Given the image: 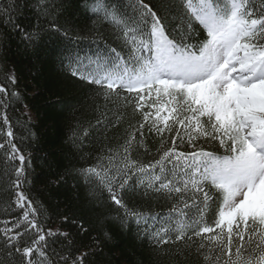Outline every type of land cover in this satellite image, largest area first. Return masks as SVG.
<instances>
[{"label":"snow or ice","instance_id":"6c2138e0","mask_svg":"<svg viewBox=\"0 0 264 264\" xmlns=\"http://www.w3.org/2000/svg\"><path fill=\"white\" fill-rule=\"evenodd\" d=\"M16 7L0 8V24L26 50L53 42L61 68L104 102L94 126L78 120L68 136L80 153L95 130L101 146L56 182L70 175L90 204L115 209L119 228L135 224L153 252L182 256L178 264H264V0H85L114 41L93 28L103 46L87 50L76 44L87 37L61 23L63 2L38 0L47 29L25 28ZM16 83L12 73L0 84V151L5 165L17 162L0 186L9 213L0 264H96L111 232L80 245L65 226L88 236L85 222L63 215L53 228L25 190L31 160L8 116Z\"/></svg>","mask_w":264,"mask_h":264},{"label":"trees","instance_id":"16d2710c","mask_svg":"<svg viewBox=\"0 0 264 264\" xmlns=\"http://www.w3.org/2000/svg\"><path fill=\"white\" fill-rule=\"evenodd\" d=\"M12 0H0V8L6 7ZM18 23L25 28L41 26L47 29L43 16L37 11L38 0H14ZM63 2L64 20L73 24L74 29L87 39L76 42L84 49H95L103 46L102 41L94 40L93 28H99L109 43H114L109 26L93 23L95 17L84 9L85 0H56ZM126 4L127 0H120ZM153 3L156 0H152ZM55 44L41 42L35 49H25L20 36L11 26L0 24V84L5 83V76L14 73L17 83L13 90L20 93L19 101L8 109V116L14 127L16 143L22 149L26 158L31 160L28 180L25 190L41 202L45 208V216L50 217V225L55 228L60 225L62 216H75L85 222L90 229L88 236L77 235L72 226L65 230L73 233L80 245H90L93 238L105 239L104 231L111 232V239L101 245V253L94 257L96 264H178L182 256H174V250L169 254L153 252L151 245L142 235L137 234L135 224L131 231L121 229L113 220L115 209L105 205L97 207L85 199V189L74 187L75 181L69 175L64 181L57 183L58 177L70 170L73 165L83 163L81 155H94L101 146L103 136H98L93 130L92 136L86 140L82 152L72 148L68 140L69 125H75L79 120L87 127L95 125L103 110V100L94 97L92 89L84 82L71 77L61 68L55 54ZM0 112L3 109L0 108ZM27 112L26 116H22ZM19 121V122H18ZM2 125V121H0ZM113 133H109L112 136ZM5 157L0 151V186L6 178L4 172L9 165L4 163ZM8 196L0 189V218H7ZM145 209L152 213L164 212L162 203L147 201ZM83 250V248H81Z\"/></svg>","mask_w":264,"mask_h":264}]
</instances>
